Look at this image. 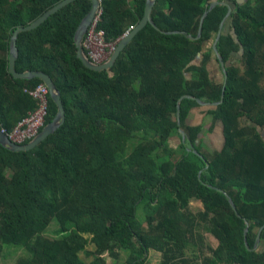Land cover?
<instances>
[{
	"label": "trees",
	"instance_id": "16d2710c",
	"mask_svg": "<svg viewBox=\"0 0 264 264\" xmlns=\"http://www.w3.org/2000/svg\"><path fill=\"white\" fill-rule=\"evenodd\" d=\"M62 1L0 0V127L6 130L33 110L27 89L42 82L11 74L12 34ZM212 1L157 0L158 29L148 24L100 72L84 66L74 39L91 0L71 2L19 34L16 69L50 76L64 121L31 150L0 143V253L8 246L22 250L16 264H149V252L156 251L159 264H196L187 250L203 227L220 245L201 264H264V252L245 243L246 221L250 248L253 231L264 227V0H217L232 10L217 42L228 72L224 101L207 111L212 128L223 125L224 146L210 154L199 142L203 127L187 120L200 107L196 99L221 100L224 74L222 81L212 77L209 63L221 66L213 45L205 44L216 38L226 5L208 12L196 38ZM146 2L102 0L99 28L106 41L136 27ZM185 95L196 99L181 101L178 125ZM56 111L49 97L45 123ZM175 135L181 143L172 148ZM194 201L204 210L193 213Z\"/></svg>",
	"mask_w": 264,
	"mask_h": 264
},
{
	"label": "water",
	"instance_id": "95a60500",
	"mask_svg": "<svg viewBox=\"0 0 264 264\" xmlns=\"http://www.w3.org/2000/svg\"><path fill=\"white\" fill-rule=\"evenodd\" d=\"M75 1L76 0H63L62 2L57 3L56 5L51 7L50 9L46 10L42 15H40L37 19H35L30 24L17 27L12 34L11 42H10V53H9V70H10L11 74L15 78H24V79L39 78L48 87L49 96L57 107V111H56V114L53 117V119L51 121L47 122L43 126V128L39 131V133L28 143L17 144L15 142H13L8 137V135L6 133H4L0 128V143L2 145H4L5 147L13 150V151H25V150L33 149L41 141H43L48 135L52 134L57 128H59V126L64 121V108H63V104L61 102L60 93H59L58 89L56 88L55 84L53 83L52 79L50 78V76L47 73H45L43 71H39V70H26V71L20 72L16 69V60H17L18 55H19L18 46H17L18 36L21 32L30 31L34 28H37L44 21H46L52 14H54L55 12H57L58 10H60L64 6H66L67 4H69L71 2H75ZM91 1H92V8L88 12V14L82 19V21L80 22V24L76 30L75 38H74L76 46H77V55H78L79 59L82 61V63L84 64L85 67H87L91 70L100 72V71H105V70L111 69L115 65L117 59L119 58L121 53L124 51L126 46L132 41V39L138 34V32H140L142 29H144L148 24H150L154 28L158 29V27L156 26V24L154 23V21L152 19V11H153V8H154L157 0H147L146 7H145V14H144V17L142 18V20L140 21V23L136 27H134L127 35H125L123 38H121V40L119 41V43L117 45L115 52L113 53V55L111 56L109 61H107L106 63L101 64V65L95 64L88 58V56L84 50V47H83L84 36L87 33L88 28L90 27L94 18L96 17L97 12L101 8V1L100 0H91ZM235 1L238 4H241V3L245 2L246 0H235ZM216 4H224L227 6V10H228L226 16L224 17V19L221 22L220 28L217 32V36H216L214 43H213V49L215 51L217 59L219 60L222 72L224 74V82H223L221 100L219 102H215V103H206L200 99H196V98L191 97L189 95L183 96L179 100L178 108H177L178 125H180V110H181L180 103L183 99H185V98L196 99L197 102L199 103V105L210 107V108H215L218 105L222 104L224 101V96H225V91H226V83L228 80V72H227V68H226V62L224 61L222 55L220 54V52L218 50L217 42L223 33V28H224L226 20L231 15L232 5L229 4L228 2H219L217 0L212 1L208 5L207 10L204 12V14L201 18L199 31H198L196 38L201 37L204 19H205L206 15L208 14V12ZM192 37L193 36L191 35V38ZM179 132L182 136V141H185L186 140L185 132L182 129H179ZM196 153H198V152H196ZM230 203H231V206L234 209V211L237 212V209H236L234 202L232 200H230ZM246 225H247V227L245 229V243L247 245V233L249 230V224L246 222ZM263 228L264 227H262L260 232H259L258 241H260L261 231L263 230Z\"/></svg>",
	"mask_w": 264,
	"mask_h": 264
},
{
	"label": "built area",
	"instance_id": "2783aa9c",
	"mask_svg": "<svg viewBox=\"0 0 264 264\" xmlns=\"http://www.w3.org/2000/svg\"><path fill=\"white\" fill-rule=\"evenodd\" d=\"M100 1L102 2V0ZM101 15L102 8L97 12L96 17L88 28L83 39V47L88 58L93 63L99 65L109 61L121 40L120 39L116 42L106 41L105 31L99 28ZM133 28L134 27L130 28L124 36ZM27 92L35 101V107L33 110L29 111L26 116L21 118L11 130H6L4 127H0L1 130L17 144L30 142L46 124L45 117L47 115L50 97L48 87L43 82H40L33 88H28Z\"/></svg>",
	"mask_w": 264,
	"mask_h": 264
},
{
	"label": "rangeland",
	"instance_id": "374dc122",
	"mask_svg": "<svg viewBox=\"0 0 264 264\" xmlns=\"http://www.w3.org/2000/svg\"><path fill=\"white\" fill-rule=\"evenodd\" d=\"M215 39H212L210 41H208L205 44V48H208L209 46L213 45ZM261 53V57H260V61H261V84L264 86V48L262 49ZM242 55L236 54L234 55L233 61H238V59L241 57ZM202 57L203 55L200 54L197 59L194 61V64H200L202 61ZM215 62V61H214ZM216 63V62H215ZM210 71H211V75L214 79L218 80V81H222L223 80V73L221 68L218 66V64L216 63L215 67L213 66H209ZM188 77H190V74H187ZM211 109L210 107H206V106H201L194 108L193 111L195 112L194 114H191L187 120V122L192 123L193 125L195 124H202V126L204 128H211V125L213 123L212 117L210 115H208L207 111ZM199 115V117H198ZM201 116V117H200ZM245 120L250 123L253 124L250 120H247V118H245ZM219 122V121H218ZM217 123V122H216ZM215 123V124H216ZM215 126L214 130L216 131L217 134L212 135V137L209 136V134H205L203 135V139H202V146H203V150L205 153H215L216 151L220 150L223 147V133H222V126L221 123L219 122L218 127ZM180 133V132H179ZM181 135V134H180ZM202 134H200L201 136ZM212 138L213 142L211 144H209V139ZM215 140V142H214ZM181 143V138L178 135H175L174 137H172L170 139V146L172 148H177L179 146V144ZM56 225V223H54ZM52 227H50L48 229V237H53V235L51 234V230ZM88 250H92L93 249V245H89L87 247ZM23 251L20 249H16L13 246H8V247H4L3 250L0 253V264H16L18 258L20 255H22ZM80 257L85 260L86 262H89L91 260L90 258L85 257L82 253L80 254ZM108 263H111V260H108ZM148 263L149 264H159L158 262V256H156L153 252H150V254L148 255Z\"/></svg>",
	"mask_w": 264,
	"mask_h": 264
},
{
	"label": "crops",
	"instance_id": "0c3cea01",
	"mask_svg": "<svg viewBox=\"0 0 264 264\" xmlns=\"http://www.w3.org/2000/svg\"><path fill=\"white\" fill-rule=\"evenodd\" d=\"M214 61L215 60L211 61L209 63V66L215 67L217 62L215 61L216 62L215 63ZM194 113L195 112L192 110V114H194ZM198 117H199V115H198ZM219 122H217L215 124V126L218 127ZM187 123H188V125H191V126H202V124H200V123L199 124H195V125H193L192 123H189V122H187ZM215 126L212 128V125H211V128H209V129L208 128L206 129V128H204L202 126L203 130H202V133H201L202 135L199 136V142L202 141V139H203L202 136L205 135V134H209L210 133L209 134L210 137H212V135H214V134H217L216 131L214 130ZM221 126H222V133H223V125H222V123H221ZM223 139H224V136H223ZM212 142H213V139L210 138L209 139V144H211ZM214 142H215V140H214ZM223 146H224V143H223ZM220 150H218V151H220ZM190 209H191V211L193 213L196 214V213H199V212L203 211L204 210V206L200 202L194 201L193 203H191ZM260 230H261V228H256L253 231V234L255 236V238H254L255 242H254L253 248H250V246L248 244V241H247L246 247L249 250H253V251H256V252H259V253H263L264 252V239L262 238V235L260 236V241H258V235H259ZM262 231H261V234H262ZM194 236H195V243L196 244L194 246L188 248L187 254L189 255V257L188 256L187 257L190 260H193L194 263L201 264V259L203 257H206V258H211L212 257L210 250H215L217 247H219L220 242H219V240L217 239V237L214 234L206 231L203 227L195 230L194 231ZM150 252H153L156 256H158V262H159V260L161 258L160 257V253L156 252V251H150ZM150 252H149V254H150Z\"/></svg>",
	"mask_w": 264,
	"mask_h": 264
}]
</instances>
